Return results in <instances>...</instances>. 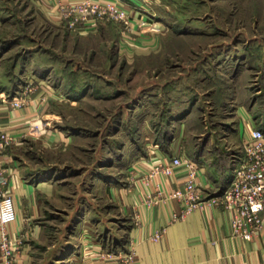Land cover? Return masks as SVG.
Instances as JSON below:
<instances>
[{
	"label": "rangeland",
	"instance_id": "obj_1",
	"mask_svg": "<svg viewBox=\"0 0 264 264\" xmlns=\"http://www.w3.org/2000/svg\"><path fill=\"white\" fill-rule=\"evenodd\" d=\"M140 1L136 19L149 24L128 32L114 20L73 30L59 11L55 19L30 0H0L2 66H16L17 82L54 87L61 98L47 121L70 137L21 146L24 173L55 185L29 264L124 248L130 222L118 189L154 145L212 152L225 181L243 149L240 104L264 130V0Z\"/></svg>",
	"mask_w": 264,
	"mask_h": 264
},
{
	"label": "crops",
	"instance_id": "obj_2",
	"mask_svg": "<svg viewBox=\"0 0 264 264\" xmlns=\"http://www.w3.org/2000/svg\"><path fill=\"white\" fill-rule=\"evenodd\" d=\"M33 5L53 18L57 15L58 0H30ZM72 0H62L67 3ZM125 5L143 4L140 0H119ZM1 51V50H0ZM2 51L0 53V129L18 139L0 156L8 174L7 189L14 197L18 216L9 225L12 235H24L20 251V263L29 264L31 260L30 242L33 235L40 230V221L46 210V204L52 195L55 185L44 174L26 175L20 160L21 146L28 138H33L42 146L57 145L69 140V136L49 126L47 118L53 114L48 111V105L53 100L60 99L54 87L47 81L33 82L22 80L17 82V71L2 66ZM11 60V59H10ZM24 73V74H23ZM21 75L26 76L24 71ZM26 92V101L15 107L12 99H22ZM243 110L239 115L237 135L242 138L241 117L244 127H257L254 123L252 110L240 104ZM46 123L41 135L30 132V122ZM261 128V127H259ZM191 157L198 165L196 181L207 196L213 192L224 190L233 175V164L227 162L225 181L219 172L218 163L209 151H200L194 155L188 154L179 147H162L154 145L147 152L146 159L133 163L130 173L131 181L118 189V203L122 215L130 222L126 227V245L116 251L127 252L131 239L135 245L136 254L132 261L126 264H264V225L259 234L245 240L231 235L230 213L222 205L210 206L206 209H195L184 217L171 221L175 212H180L184 204L176 199L157 200L152 204L145 203L147 193H154L158 188L172 189L184 187L187 177L185 167H176L172 175L156 173L150 179L146 175L151 171L157 159L163 157ZM40 174V175H39ZM161 232L158 239H154ZM1 234V230H0ZM102 245H95L100 250ZM98 251L72 264H123L118 259L99 257ZM1 264V260H0Z\"/></svg>",
	"mask_w": 264,
	"mask_h": 264
},
{
	"label": "built area",
	"instance_id": "obj_3",
	"mask_svg": "<svg viewBox=\"0 0 264 264\" xmlns=\"http://www.w3.org/2000/svg\"><path fill=\"white\" fill-rule=\"evenodd\" d=\"M59 16L67 21L73 30L97 28L105 21H119L128 32L144 24H149L139 15L135 5H125L119 0H72L64 3L58 0ZM24 91L22 99H12L15 107L26 101ZM41 123L30 122L31 133L42 132ZM243 149L232 159L233 175L229 185L222 191L205 195L196 181L197 163L188 156H172L157 159L151 171L146 175L150 179L156 173L172 175L176 167L186 168L187 181L182 188H158L154 193H147L145 203L152 204L157 200L176 199L184 204L180 212L172 215L171 221L184 217L195 209H206L214 205L224 206L230 213L231 235L249 240L259 234L264 225V130L262 128L245 127L243 132ZM18 139L6 130L0 129V156ZM8 174L0 158V260L1 264H21L20 251L24 235H12L9 225L16 220L18 212L14 197L7 189ZM157 232L154 239L161 236ZM136 249L130 239L127 252L111 253L98 251L96 255L102 258L118 259L126 264L135 257Z\"/></svg>",
	"mask_w": 264,
	"mask_h": 264
},
{
	"label": "trees",
	"instance_id": "obj_4",
	"mask_svg": "<svg viewBox=\"0 0 264 264\" xmlns=\"http://www.w3.org/2000/svg\"><path fill=\"white\" fill-rule=\"evenodd\" d=\"M8 43H9L8 41L1 40V39H0V47H1L0 50L2 51V48L4 47V45H5V44H8ZM1 51H0V52H1Z\"/></svg>",
	"mask_w": 264,
	"mask_h": 264
}]
</instances>
